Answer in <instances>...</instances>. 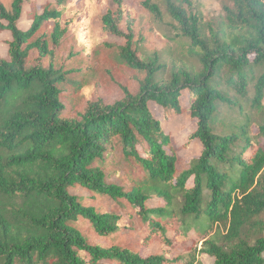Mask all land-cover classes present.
I'll use <instances>...</instances> for the list:
<instances>
[{"label": "trees", "instance_id": "16d2710c", "mask_svg": "<svg viewBox=\"0 0 264 264\" xmlns=\"http://www.w3.org/2000/svg\"><path fill=\"white\" fill-rule=\"evenodd\" d=\"M93 1H0L11 34L0 56V264H203L200 254L264 264V0H235L210 36L191 0H166L202 66L167 82L139 56L130 9L160 19L158 4L109 0L100 31L124 40L137 84L81 105L88 66L57 61L54 46L82 15L89 29ZM184 112L194 129L182 146L200 143L190 161L163 128Z\"/></svg>", "mask_w": 264, "mask_h": 264}, {"label": "rangeland", "instance_id": "374dc122", "mask_svg": "<svg viewBox=\"0 0 264 264\" xmlns=\"http://www.w3.org/2000/svg\"><path fill=\"white\" fill-rule=\"evenodd\" d=\"M0 1L8 10L11 9L13 0ZM36 1L38 5H42L47 0ZM151 1L158 4L162 13L160 19L139 7L138 2L130 6L136 16L135 30L138 36V54L141 59L152 62L157 61L161 65L162 69L158 72V79L163 82L169 81L173 73L178 70L201 69L199 55L189 45V41L180 35L179 25L170 16L167 1ZM191 1L194 8H190L186 3H183V5L189 12L192 10L202 12L203 28L207 36H210L213 33L212 31L218 32L224 29L228 11L236 8L235 0ZM178 3H181V1H178ZM109 7H111L109 0H94L92 7L84 8L85 11H89V15L93 18V23L88 24L89 29L87 31L81 30L80 25L85 22L84 15H82L79 24L69 26V30L56 46L52 43L55 48L53 56L57 61L71 64L73 67L88 66L86 68V81L90 86L84 90L85 94L82 96L81 105H84L89 98L98 95L105 99L114 98L123 92L122 87L133 88L137 84L138 75L125 66L122 62L123 58L120 56L119 47L124 44V40L109 39L100 31L99 17ZM31 8V6H27L24 16L28 15L29 18ZM130 16L128 15L127 18H130ZM30 24V19H24L19 26L27 29ZM123 28L126 29V24H123ZM7 39H11L10 31H0V56L2 57H6L8 54ZM262 117L263 113L255 115L256 120L262 119ZM163 128L166 132L173 134L186 161H190L198 155L199 142L193 141L188 147L182 146L189 141L188 135L194 129L189 112H184L179 116L172 113L170 120L163 121ZM74 192L79 195H88V192L81 188L75 189ZM133 225H135V222ZM154 248L169 258L177 255L176 251L162 245L154 244ZM198 259L203 264L214 263V259L206 254L198 255Z\"/></svg>", "mask_w": 264, "mask_h": 264}]
</instances>
